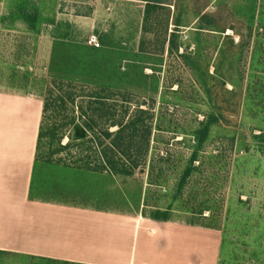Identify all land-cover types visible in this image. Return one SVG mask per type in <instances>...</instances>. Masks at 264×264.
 <instances>
[{
    "label": "rangeland",
    "instance_id": "1",
    "mask_svg": "<svg viewBox=\"0 0 264 264\" xmlns=\"http://www.w3.org/2000/svg\"><path fill=\"white\" fill-rule=\"evenodd\" d=\"M160 1L0 0V95L35 99L42 114L51 105L32 195L167 211L221 230L235 261L245 251V264H263L264 0ZM60 85L66 106L54 102ZM72 119L94 131L60 150ZM131 120L143 125L137 146L116 159L137 168L95 169L112 124ZM0 264L69 263L0 251Z\"/></svg>",
    "mask_w": 264,
    "mask_h": 264
},
{
    "label": "crops",
    "instance_id": "2",
    "mask_svg": "<svg viewBox=\"0 0 264 264\" xmlns=\"http://www.w3.org/2000/svg\"><path fill=\"white\" fill-rule=\"evenodd\" d=\"M41 120L40 102L0 95V251L69 264H245L216 228L34 197Z\"/></svg>",
    "mask_w": 264,
    "mask_h": 264
},
{
    "label": "trees",
    "instance_id": "3",
    "mask_svg": "<svg viewBox=\"0 0 264 264\" xmlns=\"http://www.w3.org/2000/svg\"><path fill=\"white\" fill-rule=\"evenodd\" d=\"M144 1L146 2L147 11L154 6L161 4L160 0H144ZM59 87H60V91H59L60 96L57 97L54 100V102L55 104L57 103L59 105L62 104L63 106H66L69 102L73 101L72 96L63 91L62 85H60ZM50 106L51 105L49 100L45 99L43 103L42 120L45 114L47 113V111L49 110ZM140 112L142 113L143 111ZM70 123L72 125L73 136L71 140L67 141L65 144L59 145L60 150L71 147L73 141L82 142L80 145L84 144V142L86 143L89 132L94 131L93 124L90 121L80 124V123H75V120L72 119ZM42 126H43V121L40 126L38 142L40 141L42 136L45 135V133H43ZM112 126H118V129L114 137L108 143V145H103L101 142L98 144V146L101 147L97 156V157L100 156L99 157L100 160L98 159L100 165L96 164L93 166L95 169H100L105 166L106 168L117 174L130 175L133 173L132 171L135 168H137V162H133V164L130 167H126L125 164L122 165L119 164L120 161L116 159L117 154H121L124 157L127 156V158H130V156H128V153L137 146V143H135L134 141V137H136L137 134H139L140 131L139 128L143 127V125H140L138 120H131L124 124L113 123ZM105 136L111 138L112 132L106 131ZM146 138H147V134H146ZM199 142H201V140H199ZM145 144L146 145L148 144V139H145ZM85 166H90V164L87 163L85 164ZM150 218L159 221H167L170 219L167 215V211H160V210L155 211V213H153V215H151Z\"/></svg>",
    "mask_w": 264,
    "mask_h": 264
},
{
    "label": "built area",
    "instance_id": "4",
    "mask_svg": "<svg viewBox=\"0 0 264 264\" xmlns=\"http://www.w3.org/2000/svg\"><path fill=\"white\" fill-rule=\"evenodd\" d=\"M88 42L94 48L100 47L98 38L95 35L91 36Z\"/></svg>",
    "mask_w": 264,
    "mask_h": 264
}]
</instances>
